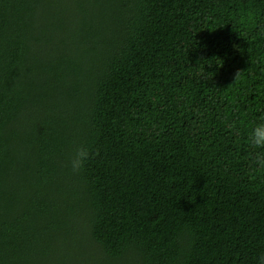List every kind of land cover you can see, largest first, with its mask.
Returning a JSON list of instances; mask_svg holds the SVG:
<instances>
[{"label": "trees", "instance_id": "16d2710c", "mask_svg": "<svg viewBox=\"0 0 264 264\" xmlns=\"http://www.w3.org/2000/svg\"><path fill=\"white\" fill-rule=\"evenodd\" d=\"M56 2L0 0V264H259L264 0Z\"/></svg>", "mask_w": 264, "mask_h": 264}, {"label": "rangeland", "instance_id": "374dc122", "mask_svg": "<svg viewBox=\"0 0 264 264\" xmlns=\"http://www.w3.org/2000/svg\"><path fill=\"white\" fill-rule=\"evenodd\" d=\"M43 4L39 14L37 25L43 27V31L40 33V39L42 44L40 49L47 47V42L57 45L62 39H66L71 35L70 27L72 23L68 20L67 16L62 12L57 10L56 0H40ZM72 54L73 61L76 63L74 56L80 57L82 59L83 53L79 52H69ZM50 59V58H49Z\"/></svg>", "mask_w": 264, "mask_h": 264}, {"label": "clouds", "instance_id": "9594fccd", "mask_svg": "<svg viewBox=\"0 0 264 264\" xmlns=\"http://www.w3.org/2000/svg\"><path fill=\"white\" fill-rule=\"evenodd\" d=\"M240 73L237 74L236 80ZM249 143L253 148L264 149V122L256 125L248 137ZM90 153L86 148H78L74 151L71 158V169L73 173H79L85 162L89 159ZM254 162L262 169H264V152H256L254 154ZM259 264H264V255L259 258Z\"/></svg>", "mask_w": 264, "mask_h": 264}]
</instances>
